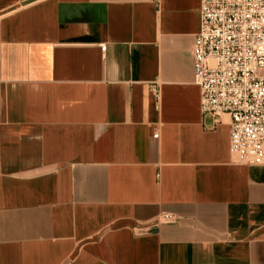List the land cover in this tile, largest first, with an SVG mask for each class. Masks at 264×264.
<instances>
[{
    "label": "crops",
    "instance_id": "obj_1",
    "mask_svg": "<svg viewBox=\"0 0 264 264\" xmlns=\"http://www.w3.org/2000/svg\"><path fill=\"white\" fill-rule=\"evenodd\" d=\"M199 10L0 0V264H264V166L199 110Z\"/></svg>",
    "mask_w": 264,
    "mask_h": 264
},
{
    "label": "built area",
    "instance_id": "obj_2",
    "mask_svg": "<svg viewBox=\"0 0 264 264\" xmlns=\"http://www.w3.org/2000/svg\"><path fill=\"white\" fill-rule=\"evenodd\" d=\"M199 13L190 54L202 119L226 115L232 161L264 166V0H200Z\"/></svg>",
    "mask_w": 264,
    "mask_h": 264
}]
</instances>
